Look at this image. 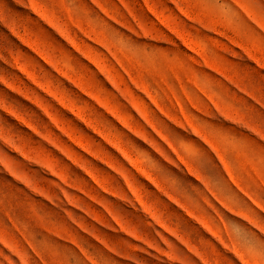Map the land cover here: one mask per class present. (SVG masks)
Listing matches in <instances>:
<instances>
[{"label": "rangeland", "instance_id": "obj_1", "mask_svg": "<svg viewBox=\"0 0 264 264\" xmlns=\"http://www.w3.org/2000/svg\"><path fill=\"white\" fill-rule=\"evenodd\" d=\"M0 264H264V0H0Z\"/></svg>", "mask_w": 264, "mask_h": 264}]
</instances>
